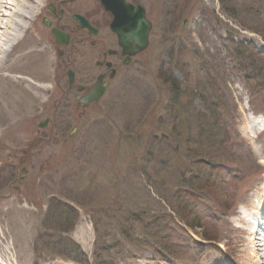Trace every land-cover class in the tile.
<instances>
[{"label":"rangeland","instance_id":"obj_1","mask_svg":"<svg viewBox=\"0 0 264 264\" xmlns=\"http://www.w3.org/2000/svg\"><path fill=\"white\" fill-rule=\"evenodd\" d=\"M7 1L24 14L8 4L0 26L23 18L20 32L37 39H25L0 71L18 63L19 85L0 79V264H80L70 243L81 264H253L254 248L264 264L263 243H250L244 223L264 194V0H126L145 9L149 47L118 61L104 97L86 109L78 87L92 88L106 72L100 53L117 49L110 13L98 0H42L36 10V0ZM60 10L65 24L78 13L99 35L84 28L57 47L43 18L56 22ZM210 106L226 127L223 149L210 147L223 173L196 155L208 125L195 115ZM201 142L207 152L209 141ZM192 173L215 182L197 194V230L167 204L189 209L181 179ZM70 208L76 223L66 232Z\"/></svg>","mask_w":264,"mask_h":264},{"label":"trees","instance_id":"obj_2","mask_svg":"<svg viewBox=\"0 0 264 264\" xmlns=\"http://www.w3.org/2000/svg\"><path fill=\"white\" fill-rule=\"evenodd\" d=\"M239 48L242 49L243 47L241 46ZM254 53L256 54L257 57H260V52L254 51ZM160 77L163 80H165L164 82H167L168 84H172L173 88H175L177 90H178L177 86H181L180 84L176 83L175 80L170 79L169 77H167L166 74L163 73V72L160 74ZM175 97H177V96L175 95ZM178 109H179V107H178ZM203 110H206V109H203ZM206 111L207 112H205V113L204 112L200 113V111H198V114L195 115L198 124L201 123L202 125L203 124L204 125H208L205 130L201 129V131H199L200 133L198 135V138H199V143L198 144H199V147H200V151H198L199 153L197 152L196 155L198 156V158L203 160L202 163L204 161L212 162L214 164L213 169L215 171L219 172V173H223L226 170L225 169L226 167L224 168V166H222L221 163L217 162L214 159L215 157H213V151L210 149V147L217 146L218 148L220 147V148L223 149V146H222L223 145V138H222V140H220V138H221L220 135H222L221 132L224 131L226 127L225 128L222 127V124H221L222 121L217 116L218 115L217 111H219V110H216L213 106H210V107H208V109ZM172 121H176V119H174ZM166 132H168V131H166ZM226 136H227V134L224 133L223 137L225 139H227ZM204 138H205L206 142H207V140L209 141L208 142L209 149L207 150V152L201 151V146L203 145L201 140L204 139ZM153 140H154V142H153L152 146L153 145L155 147L159 146V145H156L159 139L155 137ZM189 140H190V138H189ZM189 153H190V151H187L188 155H189ZM194 159H196V158H194ZM210 178H211V176H209V175L208 176L199 175V174L198 175H194L192 173L190 178L187 177V178H182L181 179V180L185 181V182H183V186H185V187H183L182 191H183V193L188 195L187 199H185V202H186L187 207L189 209H187V208L186 209H182L181 205H177L176 203H173L172 200L171 201H167V204L169 206H171L172 208H174L173 210L176 212L178 218H180L182 220L181 223H185V225L187 227L192 228L194 230L203 228L202 221H200V217L199 216H193L192 214H196V212H194V211H196L198 206H199L197 201H199L200 199L198 198L197 194L199 192L201 193V191L205 188L204 184L207 185V181H205V180L206 179L210 180ZM219 179L217 181H220ZM212 182L215 183L214 181H212ZM213 183H208V185L206 187H209L210 190H213L214 189V184ZM179 190H181V189H179ZM203 200H205V199H203ZM164 201L166 202V200H164ZM191 202L193 203V207L191 206ZM75 215H76V211L74 209H71V208H70V210L67 213L63 214V216L65 218L64 224L66 225V230H65L66 232H70L73 229V227L75 226V223H76V216ZM136 221L141 224L142 223L141 217H138V215H137L136 216ZM124 234H125V236L128 235L126 232ZM155 236H154V238H153V240L151 242H155L156 243L157 239H156ZM42 237L43 236H41L39 238L40 244L37 243V246H36L37 250H38V247L41 246L42 240L45 239V238H42ZM156 245H157L158 248L162 247L161 244L156 243ZM68 246L71 249H78V250H76V251H74L72 253V254H76V256H77L73 260L75 262L80 263V264L83 263V261L80 258L83 257L84 254L79 250V248H77V246L74 243L73 244L70 243ZM67 258H70V257H67Z\"/></svg>","mask_w":264,"mask_h":264},{"label":"water","instance_id":"obj_3","mask_svg":"<svg viewBox=\"0 0 264 264\" xmlns=\"http://www.w3.org/2000/svg\"><path fill=\"white\" fill-rule=\"evenodd\" d=\"M99 1L105 11L113 16L110 28L118 35L119 46L122 47L123 54L130 58L145 51L149 46V35L152 30V24L146 18L145 10L141 6L130 5L125 0ZM78 19L83 27L92 30L84 19L81 17ZM61 43H64V40L61 39ZM69 76L70 82L73 83V74L70 73ZM106 85L99 81L82 100V103L88 106L91 102L99 100L105 92Z\"/></svg>","mask_w":264,"mask_h":264},{"label":"bare ground","instance_id":"obj_4","mask_svg":"<svg viewBox=\"0 0 264 264\" xmlns=\"http://www.w3.org/2000/svg\"><path fill=\"white\" fill-rule=\"evenodd\" d=\"M14 1H18V0H14ZM21 1H23V0H20V2L19 1L18 2L21 3ZM41 1L42 0H36L37 3L35 2L36 5L34 6L33 10L37 9V7ZM8 4H12V3L8 2L7 0H0V13L4 12L3 9H7ZM11 7L17 11L18 16H22L24 14L23 9L21 10L20 8H18L15 5H13ZM11 7H8V9L10 8V10L12 11ZM4 15L7 17L8 14L4 13ZM25 17H27V16L25 15ZM22 19L20 20V22L22 24H19V26L14 25L13 28L11 26L7 25L6 22L8 20L5 22V24H6L5 27L0 26V30H3L2 32H0V52L2 55L0 57V71H4L2 69V67H3L4 60L8 56V54L12 53L16 48H18L25 41V39H28V38H31V39L36 38L37 39V34L33 30H29L25 33L20 32V28H24V25L27 26L26 24L28 23V20L25 21L24 19L23 20ZM1 21L2 20H0V22ZM11 28H12V30L10 31ZM16 28H19V31L16 30ZM39 40L43 46V49L45 50V48H44L45 47V41L43 40L42 37ZM3 42H4V44H3ZM17 64L18 63H12L9 67H7L5 70L6 72L4 73V75L0 79L7 80L11 83H15V84L19 85V83H17V81H16L18 79V77L14 76L16 71L19 69ZM20 85H21V83H20ZM15 88H18V86H15ZM38 88L40 90H45L48 87L44 84H41V85H38ZM259 200H260V202H259L260 204L257 205V210L251 211L252 214L250 216L248 215L244 218L245 229L248 232V235L250 236L249 241L252 245H254V247H258L260 242L263 243L262 246H264V194L259 196ZM258 251H262V250L256 249V248L251 250L252 257H251L250 261H252L251 263H253V264L254 263L258 264L263 259L261 254Z\"/></svg>","mask_w":264,"mask_h":264},{"label":"flooded vegetation","instance_id":"obj_5","mask_svg":"<svg viewBox=\"0 0 264 264\" xmlns=\"http://www.w3.org/2000/svg\"><path fill=\"white\" fill-rule=\"evenodd\" d=\"M133 5H135V4H133ZM48 10H49V12H47V13H50V12L53 13V14L57 13L56 10H55V7H53V6H50L48 8ZM76 16L83 17L89 23L88 18L76 13V14H73V15L70 16V19H71L70 21L72 23L70 25L65 24V16H64V11L63 10H60L59 11V16H56L57 17V21L56 22L51 21L49 19V15H48V17H44L43 18V23L50 30V33L52 34V36H53V38L55 40V43L57 44V47L69 46L70 43H71L72 33H76V31L84 30V28H82L80 26V24H79L80 19H77ZM109 17L111 19L109 18V20H108V22L106 24L108 25V28H109V31H110V36L115 39V43L117 45V49H115V50L114 49H109L106 52H101L100 53L99 57H101L102 61L97 63V66L100 69L106 68V70H105L106 72L101 73L98 76V79H97V82H96V83H98L100 81L101 84H107L106 85V91H107L108 87L110 86L111 81L114 80L116 78V76H117V69L115 67V64L118 61H122L125 64L126 60H127V57L123 54V49L119 47L118 38H117L116 34L110 29V25H111V22H112V16L109 14ZM72 24H73L74 28H73ZM71 26H72V28H71ZM93 28L95 30H97V34L95 36L99 35V33H100L99 29L96 28V27H93ZM89 33L90 32H88V34ZM56 36H58V38L64 40V44L63 45L60 44V41H59V39ZM93 46H95V44H92V47ZM61 54H63V53H61ZM109 57L112 58V59H115V62H114V60L108 61L107 58H109ZM70 73L73 74V81H74L73 83H70V76H69ZM68 79H69V84L72 87L74 85V83H75V74L73 72H69L68 73ZM92 88L87 90L85 88L78 87V90L80 92L84 91V95L81 98H83L85 95H87V93L90 92L92 90ZM106 91H105V93H106ZM79 103H78V105H79ZM92 104H90V105H92Z\"/></svg>","mask_w":264,"mask_h":264}]
</instances>
